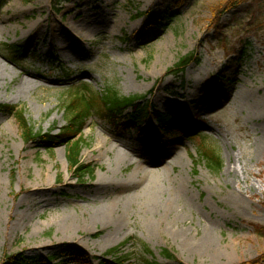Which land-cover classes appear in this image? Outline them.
Returning <instances> with one entry per match:
<instances>
[{
  "label": "rangeland",
  "instance_id": "obj_1",
  "mask_svg": "<svg viewBox=\"0 0 264 264\" xmlns=\"http://www.w3.org/2000/svg\"><path fill=\"white\" fill-rule=\"evenodd\" d=\"M132 1L0 0V103L36 129L59 132L85 86L146 95L150 111L173 119L167 131L152 113L137 126L93 113L81 159L94 173L78 178L64 145L25 142L0 111V263L22 251L99 264L127 239L118 264H250L264 254V0L223 14L231 0ZM6 44L22 46L17 61ZM191 51L200 62L173 73ZM208 233L215 251L189 252L186 239Z\"/></svg>",
  "mask_w": 264,
  "mask_h": 264
},
{
  "label": "trees",
  "instance_id": "obj_2",
  "mask_svg": "<svg viewBox=\"0 0 264 264\" xmlns=\"http://www.w3.org/2000/svg\"><path fill=\"white\" fill-rule=\"evenodd\" d=\"M70 1V0H64ZM245 0H231L227 1L225 4L229 7H223L222 14L232 7H235ZM128 3H133L132 0H127ZM222 6V5H221ZM220 13V12H218ZM142 14V13H140ZM221 16V15H220ZM6 49L13 54V58L17 61L22 54V46L18 44H6ZM201 58L199 55L191 51L186 55L180 57L178 62L173 67V73L180 74L185 71V69L193 62H200ZM85 89V90H83ZM86 92L89 93L87 96ZM73 99L69 101L65 107L67 110V122L59 130V132L54 133L53 129L49 131L38 130L32 125L29 119L25 115V111L18 108V105L0 103V111L12 114L20 128L22 137L25 142H49L53 145H65L66 156L69 162L70 170L77 175L78 178H83V176L94 173V167L91 163H85L81 159V150L83 146L82 132L85 126L87 118L93 113H97L101 117L109 120L111 123H118L121 118L128 117L129 126H137L140 124L150 113H153L162 125L168 124L172 119L170 115L164 114L160 111L152 110L151 104L149 102L143 103V99L146 95H132V96H122L117 90L108 87L106 91L102 94L97 92L91 93L86 89V86L82 89H76ZM126 109H131L127 114H124ZM180 116H175L174 120L176 124L178 123L177 118ZM186 134L185 131H182ZM202 158L206 161V164L213 171H220L222 169L223 160L220 155H218L214 150L205 147L201 151ZM127 239L118 246L111 248L106 255L112 256L113 259H101L99 264H118L123 261L122 256H118L121 251L122 246H124ZM149 252V249H145ZM164 254L172 257L167 249H164ZM56 259V255H50L49 257H36L28 256L24 252H16L12 254L5 255V258L0 264H47L48 260ZM77 261L83 263H89L85 261L82 257H76ZM264 261V254L255 260H252L250 264H261ZM145 264H159L156 261L147 260Z\"/></svg>",
  "mask_w": 264,
  "mask_h": 264
},
{
  "label": "bare ground",
  "instance_id": "obj_3",
  "mask_svg": "<svg viewBox=\"0 0 264 264\" xmlns=\"http://www.w3.org/2000/svg\"><path fill=\"white\" fill-rule=\"evenodd\" d=\"M145 172L148 171L145 170ZM248 202V199L242 195H237L233 198V203H235V205H237L239 209L242 210H244L249 205ZM186 243L188 244L187 247L189 248V252H191L192 254L197 252H204L208 249L215 251V249L213 248V246L215 245L214 238L210 233L204 236L202 242H196L194 239L187 238Z\"/></svg>",
  "mask_w": 264,
  "mask_h": 264
}]
</instances>
